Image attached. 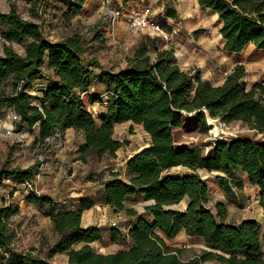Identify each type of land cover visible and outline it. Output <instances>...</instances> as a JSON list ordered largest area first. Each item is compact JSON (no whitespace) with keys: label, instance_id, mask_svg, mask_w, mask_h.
Masks as SVG:
<instances>
[{"label":"trees","instance_id":"trees-1","mask_svg":"<svg viewBox=\"0 0 264 264\" xmlns=\"http://www.w3.org/2000/svg\"><path fill=\"white\" fill-rule=\"evenodd\" d=\"M197 1L218 13L225 50L240 52L249 44L264 49V0ZM85 2L69 0L67 17L82 11ZM168 15L174 16L175 9L170 8ZM0 24L10 43L26 41L23 54L8 45L0 52V81L10 79L14 88L8 95L0 94V105L13 108L19 116L18 126L37 127L43 145L56 132L62 136L73 128L83 137L79 145L83 159L90 154L116 157L124 144L114 136L117 124L132 122L150 135V145L127 160L125 178L112 171L102 182L105 205L124 211L134 221L127 232L116 226L110 229L111 240H127L128 248L106 254L94 250L91 243L100 241L103 232L98 225H82L84 211L95 205L83 198L71 210L51 207L48 216L59 238L44 257L32 251L23 253L14 247L9 227L19 208L10 205L0 207V264H53L50 260L57 254H66L69 264H264V144L235 137L217 141L205 155L199 146L177 147L174 133L184 117L194 115L203 131L210 116L226 124L242 122L264 135V78L249 88L246 68L237 64L221 85H215L203 79L199 70H183L174 48H166L164 39L149 33L127 58L125 68H103L97 58L86 55V42L80 35L50 41L41 26L25 19L16 7L0 10ZM97 68L101 71L95 72ZM35 79H41V84L33 96L30 89ZM98 87L102 93L95 91ZM97 104L107 109L99 121L91 112ZM178 166L184 173L171 172ZM199 169L225 174L242 170L259 188L263 223L255 219L227 222L223 202L211 209L210 192ZM35 175L32 166H2L0 185L5 178L23 185ZM216 180L231 190L225 176L217 175ZM137 195L150 201L144 206L148 219L127 205ZM27 198L53 206L52 199L42 194L29 193ZM184 199L188 200L185 210L172 208ZM181 232L199 237L208 250L182 259L181 249L168 243Z\"/></svg>","mask_w":264,"mask_h":264},{"label":"rangeland","instance_id":"rangeland-1","mask_svg":"<svg viewBox=\"0 0 264 264\" xmlns=\"http://www.w3.org/2000/svg\"><path fill=\"white\" fill-rule=\"evenodd\" d=\"M128 0H87L82 11L69 19L65 12L68 9L69 0H0V10L8 12L12 7L25 18L36 21L42 28L43 34L50 41H56L69 35L78 34L86 42V55L95 57L103 68L120 70L126 67L127 58L132 56L135 48L145 40L146 32H135L129 28V18L137 8V4L129 7L115 23L112 21V10H127ZM193 0H156L155 2L139 3L140 7L150 5L154 11V17L169 26L167 18L170 8L178 9L183 19L191 8ZM122 5V6H120ZM120 7V8H119ZM182 19V22L184 20ZM208 32L212 39H216L218 26L211 15L206 16ZM191 24V22H188ZM172 25L173 22H172ZM170 27V26H169ZM166 28V27H165ZM168 31L169 29L166 28ZM5 27L0 24V52L5 46L12 47L18 53L25 51L26 41L8 42L3 34ZM188 32V31H187ZM191 34V33H190ZM170 38V36H169ZM219 39V38H217ZM247 50L252 59L264 58V54H253V50ZM263 51V49H258ZM239 52L234 55H240ZM154 55V54H153ZM100 72L101 69H94ZM30 93L38 94L41 79L32 82ZM96 85L95 83L93 86ZM14 90L10 79L0 81V94L8 95ZM95 91L103 92L102 88ZM35 104L38 100L34 97ZM19 116L13 108L7 104L0 105V168L2 166L22 168H35V186L38 191L50 197L53 206L48 204L33 203L28 200L29 192L22 184L15 183L11 178H5L0 185V207L18 206L19 210L10 222L9 227L13 233L14 247L23 252H33L39 257H44L48 249L58 240L59 233L54 229L48 216L51 207L55 210L75 206V200L91 199L95 205L85 210L82 217V225H98L103 232L100 241L92 242L94 250L102 253H112L120 249H126L130 243L127 240H111L110 229L113 226L127 232L132 217L124 211L116 212L104 203L102 182L109 177L111 169L121 173L125 178L123 162L134 152L150 145V135L145 129L132 122L119 123L115 129V138L122 141L123 147L118 150L116 157L104 156L98 158L90 154L83 159L79 151L81 138L78 132L56 137L47 145L38 140V129H29L26 125L18 126ZM227 140L235 137H250L264 144V135L251 131L242 122L227 124ZM177 147L199 146L205 155H208L214 143L208 138L207 130L203 131L197 117H184L181 127L174 129ZM179 171V172H177ZM198 172L204 179L210 192L208 206L215 210L217 202H223L227 207V222L240 223L246 219H255L263 223V209L259 204V188L253 186L247 175L242 170H236L230 174L218 171L199 169ZM174 173H184V168H179ZM217 175L225 176L229 182L230 191H226L216 180ZM150 201L143 195H137L127 201V205L137 209L138 213L148 219L144 212V206ZM185 204V205H184ZM188 200L172 206L176 210H185ZM184 233V232H183ZM168 241L178 246L182 259H188L208 247L199 237H186V234ZM264 248V245H263ZM53 264H69L66 254H57L50 260ZM205 264H221L217 261H209Z\"/></svg>","mask_w":264,"mask_h":264},{"label":"crops","instance_id":"crops-1","mask_svg":"<svg viewBox=\"0 0 264 264\" xmlns=\"http://www.w3.org/2000/svg\"><path fill=\"white\" fill-rule=\"evenodd\" d=\"M155 1L156 0H128L126 3L128 5L126 6L127 10L124 11L125 10L124 9L125 6H124L122 9L121 17L126 12L130 13L131 10L129 9V7H133L135 4H137V8H134V12L142 8L140 7L139 3L142 2L152 3ZM177 8L175 9L174 16H170V15L167 16L169 20H172L174 25H172L171 21H167L170 26V27L168 26L170 38L167 41L165 40L164 43L166 48L167 47L174 48L176 62L183 70H186L190 73H194L196 70H199L203 79H208L215 85H221L224 82L226 76L233 71L234 67L237 64H242L245 66L247 71L245 81L249 88L254 83L263 80L264 58L252 59L251 55H249L250 53H248L247 50L249 48H252L250 50H253V54L262 55L264 54V49L263 51H259L257 50L256 46H254L253 44H249L242 51L238 53L240 55L236 56L234 55V53L236 52H229L224 48L225 39L223 38L221 33L222 21L220 20L218 13H216L215 11L209 8H202L197 0L192 1L191 8L186 12V17L184 19L183 17H181ZM208 14L211 15L212 19L216 22L218 26L217 37L215 40L212 39L210 33L208 32V28H210L208 23H206L207 22L206 16ZM182 19L184 20V22H182ZM188 22H191V24H188ZM106 110H107L106 107L101 106L99 104L91 108V112L93 113L97 121H99L100 116L106 113ZM74 132H76L75 129L69 128L66 130L65 134L70 135L73 134ZM79 137L81 138V142H83V137L80 133H79ZM131 156H129L123 162L124 170H126L127 160ZM179 168H181V166L171 169V172H175ZM110 171L112 172L115 170L111 169ZM79 201H80L79 199L74 201V203L76 204L75 206L73 205L70 208L66 207L60 210L65 211V210L74 209L79 205ZM133 225H134V221L131 220L130 226ZM182 233L183 232H181L176 238L180 237ZM186 237L191 238L188 235H186ZM170 245L174 247H178L173 244Z\"/></svg>","mask_w":264,"mask_h":264},{"label":"built area","instance_id":"built-area-1","mask_svg":"<svg viewBox=\"0 0 264 264\" xmlns=\"http://www.w3.org/2000/svg\"><path fill=\"white\" fill-rule=\"evenodd\" d=\"M121 15L122 9L112 10V21L115 23ZM129 28L135 32L143 31L150 35L161 37L166 41L169 40L170 36L169 31L164 27V23L154 17V11L151 6H144L140 10L133 12L129 18ZM207 125V135L212 143L215 144L219 140H227L226 136L228 133L225 131V128H227L226 123L208 116ZM60 136L61 133L56 132L53 137L48 139V142ZM23 185L29 193L41 194L36 188L34 181H26Z\"/></svg>","mask_w":264,"mask_h":264},{"label":"water","instance_id":"water-1","mask_svg":"<svg viewBox=\"0 0 264 264\" xmlns=\"http://www.w3.org/2000/svg\"><path fill=\"white\" fill-rule=\"evenodd\" d=\"M138 152H140V151H138ZM188 205V204H187ZM187 205H186V207H187Z\"/></svg>","mask_w":264,"mask_h":264},{"label":"bare ground","instance_id":"bare-ground-1","mask_svg":"<svg viewBox=\"0 0 264 264\" xmlns=\"http://www.w3.org/2000/svg\"><path fill=\"white\" fill-rule=\"evenodd\" d=\"M185 205V204H184Z\"/></svg>","mask_w":264,"mask_h":264}]
</instances>
